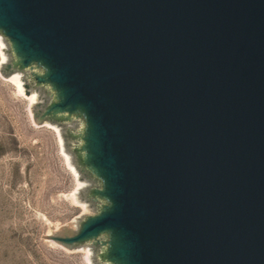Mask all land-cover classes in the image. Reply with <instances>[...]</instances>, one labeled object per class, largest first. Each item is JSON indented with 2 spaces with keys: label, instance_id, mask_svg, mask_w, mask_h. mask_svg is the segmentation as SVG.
I'll list each match as a JSON object with an SVG mask.
<instances>
[{
  "label": "water",
  "instance_id": "obj_1",
  "mask_svg": "<svg viewBox=\"0 0 264 264\" xmlns=\"http://www.w3.org/2000/svg\"><path fill=\"white\" fill-rule=\"evenodd\" d=\"M0 33L74 128L97 209L57 244L264 264V0H0Z\"/></svg>",
  "mask_w": 264,
  "mask_h": 264
},
{
  "label": "rangeland",
  "instance_id": "obj_2",
  "mask_svg": "<svg viewBox=\"0 0 264 264\" xmlns=\"http://www.w3.org/2000/svg\"><path fill=\"white\" fill-rule=\"evenodd\" d=\"M17 60L15 43L0 33V264H92L84 249L48 235L66 237L97 209L89 204L90 187L77 192L87 211L70 196L77 186L67 164L68 156L74 164V128L63 117H48L43 87L28 68L13 65ZM15 73L25 90L29 84L37 93L36 102L9 80Z\"/></svg>",
  "mask_w": 264,
  "mask_h": 264
},
{
  "label": "bare ground",
  "instance_id": "obj_3",
  "mask_svg": "<svg viewBox=\"0 0 264 264\" xmlns=\"http://www.w3.org/2000/svg\"><path fill=\"white\" fill-rule=\"evenodd\" d=\"M4 59H5V58H4ZM20 77H21V75H20L19 73H15L14 75L9 76V80H10L11 82L15 83V85L18 86V90H19V92H21V93H23V94L25 95V94H26V93H25V89H24V86H23V83H22V80H21ZM29 97H30V99H31V101H32L33 103L36 102V101L38 100V96H37V93H36L35 91L32 92V93L29 95ZM49 125H51V124H49ZM55 130H56V129H55ZM59 137H60V140H61V142H62V150L64 151L63 139H62L60 133H59ZM60 140H59V141H60ZM67 159H68V162H67L68 166L74 171V164H73V162H72V160H71V157L68 156ZM74 174H75L76 177H77V178H76V179H77V186H76L75 190H74L73 192L70 193V196L72 197V200H73L75 206H77V207H81L82 210H83V209L86 210V209H88V205H87V203L83 202V201L78 197V195H77L78 190L84 188V183H83V181H82V179H81V177H80L79 174H77V173H75V172H74ZM86 211H87V210H86Z\"/></svg>",
  "mask_w": 264,
  "mask_h": 264
},
{
  "label": "flooded vegetation",
  "instance_id": "obj_4",
  "mask_svg": "<svg viewBox=\"0 0 264 264\" xmlns=\"http://www.w3.org/2000/svg\"><path fill=\"white\" fill-rule=\"evenodd\" d=\"M61 118V117H60Z\"/></svg>",
  "mask_w": 264,
  "mask_h": 264
}]
</instances>
